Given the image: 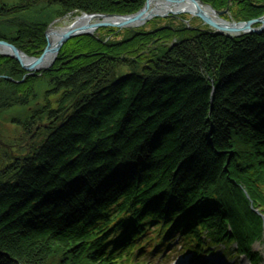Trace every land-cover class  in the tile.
Listing matches in <instances>:
<instances>
[{"label":"trees","instance_id":"1","mask_svg":"<svg viewBox=\"0 0 264 264\" xmlns=\"http://www.w3.org/2000/svg\"><path fill=\"white\" fill-rule=\"evenodd\" d=\"M202 1L236 21L264 14V0ZM0 3V39L40 56L56 17L146 0ZM163 19L74 37L39 73L0 54V134L18 145L0 167V264H146L143 248L176 237L197 255L236 244L260 260L264 32Z\"/></svg>","mask_w":264,"mask_h":264},{"label":"water","instance_id":"2","mask_svg":"<svg viewBox=\"0 0 264 264\" xmlns=\"http://www.w3.org/2000/svg\"><path fill=\"white\" fill-rule=\"evenodd\" d=\"M228 9L218 10L202 0H146L144 7L133 14L87 13L82 12L75 20L64 28H54L55 19L46 30L47 46L40 56H31L5 39H0V54L9 55L19 61L29 73L51 67L67 41L74 37L94 34L102 27L131 28L141 27L156 17L191 14L200 18L211 29L236 37L242 34L263 33L264 14L249 20H228L224 17Z\"/></svg>","mask_w":264,"mask_h":264},{"label":"rangeland","instance_id":"3","mask_svg":"<svg viewBox=\"0 0 264 264\" xmlns=\"http://www.w3.org/2000/svg\"><path fill=\"white\" fill-rule=\"evenodd\" d=\"M9 3H10V5L13 4V3H16V0H9ZM0 5H1V3H0ZM27 13H28V16H26V14H25V16H26L25 18H27L28 21H32L33 19L36 20V18H40V14H39V12L37 14V11L27 12ZM81 13L82 12H80V13H78V12H72V13H70L68 15H64L62 17H56L55 19H61V20L55 22L52 27H54V28H64V27L70 25L75 20L76 16H80ZM23 14H24V12L22 13V15ZM172 16H180V15H172ZM3 18L4 17H1L0 16V20L2 21L1 23H3L5 21L4 20L5 18L4 19ZM55 19H54V21H55ZM192 19L194 20V25L202 26L204 28L207 27V25H205L202 22V20L195 19V18H192L191 15H189V16L187 15V21H188V23L190 25H192L191 24V20ZM227 19L228 20H234L232 18H227ZM150 21L151 20H149L148 22H146L141 27H145L146 29L151 28L152 25L149 24ZM167 21H168V17H164L163 20L159 21L158 23L156 22V23L162 25V24L167 23ZM175 23L179 24L178 19L176 20ZM6 28L10 32V27L7 24V22H6ZM99 29H97L94 33H96ZM122 31L123 32H122V34L119 37H122L123 36V33L125 32L124 29ZM45 35H46V33H45ZM6 56H9V55H6ZM56 62H57V60H56ZM55 63L51 67H53L55 65ZM51 67H49V68H51ZM49 68H46V69H49ZM46 69L38 70L35 73L42 72V71H44ZM38 87H39V89H44V88H46V84H41ZM3 118L5 119V121L4 120H1V118H0V125H4L3 123L6 122V121H9V119H10V117H7L6 118V115H4ZM12 128L15 129V126H13ZM14 132H15V130H11L9 133L11 135H14ZM23 146H25V144H21L20 145V147H23ZM17 147H18L17 144H15L13 142L12 143L11 142H7L4 134H0V153H1L0 154V167L1 168L4 165V162H5L6 158H7L6 157L7 156L6 155V152L7 151H11V153H13V151H15L17 149ZM254 248L260 250L261 255L263 257L262 258V261L260 262V264H264V241L255 243ZM140 255H141L140 261L141 262H146V263H149V264H177V263L178 264H195V262L191 258L192 254H189L185 250H180V248L176 247L175 244L172 245L171 250L168 251V254L166 256H164L165 254H158L155 251H154V253H151L148 250V248H145L144 252H142ZM207 256H210L212 258V262H215V261H213L215 259V260H218L217 262H219L220 264H248L246 258H244L242 256H239L237 254L231 255V254H228V253H224V251L221 250L220 247L216 248L215 254H213V255H207ZM179 260H181L180 263L178 262Z\"/></svg>","mask_w":264,"mask_h":264},{"label":"bare ground","instance_id":"4","mask_svg":"<svg viewBox=\"0 0 264 264\" xmlns=\"http://www.w3.org/2000/svg\"><path fill=\"white\" fill-rule=\"evenodd\" d=\"M206 4H207V3H206ZM180 15H186V16L188 15V16H189V15H191V14L184 13V14H180ZM191 16H192V18H198V17H196V16H193V15H191ZM186 20H187V19H186Z\"/></svg>","mask_w":264,"mask_h":264},{"label":"flooded vegetation","instance_id":"5","mask_svg":"<svg viewBox=\"0 0 264 264\" xmlns=\"http://www.w3.org/2000/svg\"><path fill=\"white\" fill-rule=\"evenodd\" d=\"M1 129V128H0Z\"/></svg>","mask_w":264,"mask_h":264}]
</instances>
